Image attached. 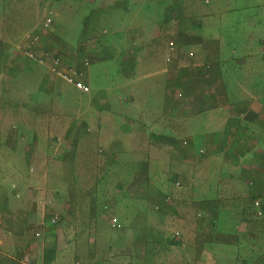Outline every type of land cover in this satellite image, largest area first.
I'll use <instances>...</instances> for the list:
<instances>
[{"label":"crops","instance_id":"0c3cea01","mask_svg":"<svg viewBox=\"0 0 264 264\" xmlns=\"http://www.w3.org/2000/svg\"><path fill=\"white\" fill-rule=\"evenodd\" d=\"M14 1L0 264H264V0L57 1L78 47L33 29L88 93L24 54Z\"/></svg>","mask_w":264,"mask_h":264},{"label":"rangeland","instance_id":"374dc122","mask_svg":"<svg viewBox=\"0 0 264 264\" xmlns=\"http://www.w3.org/2000/svg\"><path fill=\"white\" fill-rule=\"evenodd\" d=\"M57 1L60 0H15L14 5L9 6L7 8V13H10L8 16L12 18V22H7V27L5 28L7 32L12 31L14 36H16V40L21 37V35H26L29 31H36L33 29L37 24H39L41 21H43L44 17H51L53 19L52 26L57 27L59 30L61 29V33H63V36L61 37L66 41V46L71 44L78 47L79 41H75L74 38H76L77 35V27H81V23H73L70 22L68 19L67 14H63L61 16L63 19H66L67 21H55L54 12L56 8H63V6L57 5ZM65 7H68V2L70 0H63ZM73 1V0H72ZM90 2H93L90 0ZM245 3V2H244ZM71 8H75V12H78L79 9H85V7L89 6L88 4L82 3V0H75V2L70 4ZM70 8V9H71ZM153 12H156L154 9L150 8ZM78 10V11H77ZM70 12V11H68ZM147 13H151L150 11ZM141 14L145 15L143 12ZM149 15V14H147ZM146 16V15H145ZM228 18V17H227ZM238 17H236L237 19ZM236 22H233L235 24ZM11 25V27H10ZM11 28V29H10ZM58 34V33H57ZM10 37H8L6 40H9ZM227 39V38H226ZM22 43V45H21ZM20 47H23V41L19 42ZM21 47V49H22ZM86 48L85 52L88 53V47L84 45V47H80V49ZM94 76V72H93ZM103 75L100 74V77ZM95 153L93 152V157ZM92 160V159H91ZM133 167L127 166V169L129 171L133 170ZM104 228L107 229V226ZM264 244V243H263Z\"/></svg>","mask_w":264,"mask_h":264},{"label":"built area","instance_id":"2783aa9c","mask_svg":"<svg viewBox=\"0 0 264 264\" xmlns=\"http://www.w3.org/2000/svg\"><path fill=\"white\" fill-rule=\"evenodd\" d=\"M51 22L52 19L47 18L44 24L49 26ZM22 51L29 59H32L36 63L47 67L50 72L61 77L67 83L74 85L78 90L84 93H88L90 91V86L84 80L78 77L79 75H77V72H73L72 70L64 68L59 55L52 51L43 49L41 46V36L36 31H29L26 33L25 43L22 47ZM85 64H89L87 59H85Z\"/></svg>","mask_w":264,"mask_h":264}]
</instances>
